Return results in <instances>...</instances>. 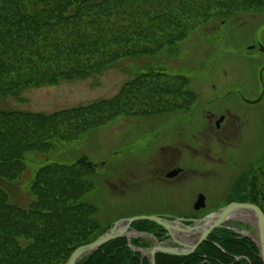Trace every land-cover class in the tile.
Segmentation results:
<instances>
[{
	"label": "trees",
	"instance_id": "16d2710c",
	"mask_svg": "<svg viewBox=\"0 0 264 264\" xmlns=\"http://www.w3.org/2000/svg\"><path fill=\"white\" fill-rule=\"evenodd\" d=\"M259 11L264 0H0V97L87 80L121 60L174 50L202 25ZM179 99L183 109L196 100L186 79L148 71L111 100L87 107L50 116L0 110V264H66L77 249L103 234L94 220L96 209L80 202L92 190L85 181L92 164L79 159L71 166L39 169L29 187L31 201L23 205L5 182L23 175L26 154L49 152L53 141H76L120 117L169 112ZM251 203L264 215V203ZM132 228L160 243L167 240L153 224ZM131 246L149 248L140 239L131 240ZM140 257L120 239L78 264H140ZM155 264L262 262L252 242L223 229L193 256L158 255Z\"/></svg>",
	"mask_w": 264,
	"mask_h": 264
},
{
	"label": "rangeland",
	"instance_id": "374dc122",
	"mask_svg": "<svg viewBox=\"0 0 264 264\" xmlns=\"http://www.w3.org/2000/svg\"><path fill=\"white\" fill-rule=\"evenodd\" d=\"M241 15L244 16L218 19L198 27L174 50L121 60L87 80L61 82L51 88H30L16 96L0 97L2 111L50 116L111 100L125 84L151 71L168 77H183L196 98L186 109L179 99L175 102L178 108L169 112L151 117H120L88 131L76 141H53L49 152L26 154L23 175L13 183L5 182L14 191L12 197L17 196L20 203L26 205L31 201L29 187L39 169L48 165L71 166L79 159H86L93 166L91 175L85 178L92 190L80 202L96 209L94 220L102 236L123 221L151 217L193 221L223 209L233 197L232 187L243 189L242 173L249 171V167L259 166L257 157L264 148V101L256 107L245 106L241 101V98L255 100L261 92L259 75L264 57L257 50L248 54V48L264 49V11ZM233 109L246 116L243 121L250 126L247 140L252 129L256 132L251 144L246 145L243 144L246 127L242 128L236 137L235 146L239 150L227 148L229 127L217 133L214 125H207L209 116L224 115ZM259 113H262L261 124L255 128L252 116ZM201 131L198 138L206 141L213 160L203 158L206 167H199L197 160L186 154L187 167L201 173L191 177L187 193L181 196L186 200L185 206L171 205L173 199L164 194L162 187L153 185L150 164L161 156L159 151L163 146L174 140L181 138L188 145L196 146L191 137L196 138ZM210 139L216 140L219 147L209 144ZM221 140H226V144ZM197 195L206 201L205 209L199 212L192 206L197 202ZM10 203L14 204L11 200ZM21 204L19 206L25 207ZM247 218L231 219L226 227L257 240L255 220L251 216ZM176 237L186 240L188 245L193 243L185 235L177 234ZM137 238L149 248L155 245L151 238L132 236V239Z\"/></svg>",
	"mask_w": 264,
	"mask_h": 264
},
{
	"label": "flooded vegetation",
	"instance_id": "af4514ba",
	"mask_svg": "<svg viewBox=\"0 0 264 264\" xmlns=\"http://www.w3.org/2000/svg\"><path fill=\"white\" fill-rule=\"evenodd\" d=\"M261 47H249V53L248 54H254V52L257 50V52L261 53V55L264 57V53L260 51ZM260 95L255 100H244L241 98V101L243 105L248 107H256L262 105L264 101V65L261 69L260 73ZM262 113H259V115L252 116L253 118V127L259 128L261 124V118ZM207 125L212 124L215 127V131L217 133H221L224 131L227 127L230 128V132L227 134L228 140L227 141V148L230 150H239L237 148L236 137L238 136L239 132L242 130L243 127H246L244 131L247 132V135H243V144L246 145L251 144L250 140L254 139V136H256L255 130H251V137L249 140L248 134L250 133V126H248L246 120V116L238 111L229 110L228 112H225L224 115H211L207 118ZM223 119V122L217 126L218 122ZM206 125V126H207ZM203 131L197 133L196 138H192V141L194 143H197L196 146H190L187 144V142L184 139H177L171 142L170 145L163 146V149L159 151L161 153L160 157L157 159H153L150 168H151V179L153 181V185L157 187H162V190L164 194H166L168 197L173 199V202H171V205L183 207L186 204L185 199H181V196L185 194L186 190L188 189V183L191 179V177L194 174L201 173L199 171H196L195 169H191L187 167L186 164V154L192 155L197 161L196 164L199 167H206V162L203 158L208 159L209 161H212L213 158L209 156V150L207 148L206 141L199 140L198 137L202 134ZM254 132V133H253ZM253 133V134H252ZM234 140V141H232ZM264 140V139H263ZM226 140H221L223 144ZM232 141V142H230ZM241 141V139H240ZM199 143V144H198ZM213 144L215 147L218 146V142L214 139L209 140V144ZM237 148V149H234ZM191 152V154H190ZM201 152V155H198V153ZM208 152V153H207ZM237 152V151H236ZM203 154H207L204 155ZM258 158V164L259 166H255L253 168L249 167V171L246 173H242L244 176V187L242 190L238 188L236 185L235 187H232V198L231 200L223 205V207H226L230 204H241V205H252L257 207L255 204H252L251 201H258L260 204L264 203V148L262 150V153L259 154ZM173 176V177H172ZM241 175H239L240 177ZM124 185V183L122 184ZM187 193V192H186ZM199 196V195H197ZM258 197V200L256 199ZM175 198L178 199V203H175ZM198 199V198H197ZM196 204V203H195ZM194 203L192 206L195 205ZM206 206V201H205ZM258 208V207H257ZM259 209V208H258ZM260 210V209H259ZM261 211V210H260ZM167 219V218H163ZM200 220V219H195ZM171 221V220H170ZM167 241V240H166ZM166 241H163L161 243H165Z\"/></svg>",
	"mask_w": 264,
	"mask_h": 264
},
{
	"label": "water",
	"instance_id": "95a60500",
	"mask_svg": "<svg viewBox=\"0 0 264 264\" xmlns=\"http://www.w3.org/2000/svg\"><path fill=\"white\" fill-rule=\"evenodd\" d=\"M260 51L264 53L263 48H260ZM222 122L223 119L218 122L217 126ZM205 207V198L201 195L198 196L197 202L193 208L194 211L199 212L204 210ZM236 213L250 214V216L254 218L256 223L257 240L248 237L246 233L237 229L233 228L231 230L239 235L241 239L248 240L255 245L258 250V258L261 260L262 264H264V215L255 206L241 204H230L200 220L185 221L171 218L163 219L159 217H151L120 222L114 225L106 234L99 237L94 243L77 249L71 255L66 264H78L82 260L97 253L101 247L120 239H125L128 242V248L134 254L141 256V264H143L144 260L149 261L150 264H155V257L158 255L173 258H188L193 256L198 248L205 244L215 231L223 229L228 230L229 228H226V225ZM137 223H150L157 226L165 232L168 243L175 246V248L160 244L151 235L136 233L132 230V226ZM177 234L187 236V240H193V243L188 245L185 243L186 240H178L176 237ZM132 236L151 238L154 240L155 245L144 250L133 248L131 246Z\"/></svg>",
	"mask_w": 264,
	"mask_h": 264
},
{
	"label": "bare ground",
	"instance_id": "6f19581e",
	"mask_svg": "<svg viewBox=\"0 0 264 264\" xmlns=\"http://www.w3.org/2000/svg\"><path fill=\"white\" fill-rule=\"evenodd\" d=\"M247 217H250V215L249 214H244V213H236L235 215H233L232 216V220H240V219H242V218H247ZM252 217V216H251ZM247 219H249V218H247ZM132 229H134V228H132ZM145 261V260H144ZM143 261V262H144ZM141 264V263H140Z\"/></svg>",
	"mask_w": 264,
	"mask_h": 264
}]
</instances>
